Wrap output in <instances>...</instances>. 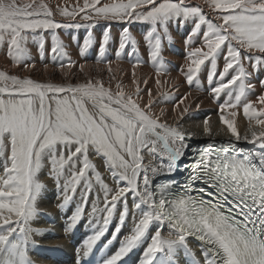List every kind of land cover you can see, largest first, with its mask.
<instances>
[{"label":"snow or ice","instance_id":"snow-or-ice-1","mask_svg":"<svg viewBox=\"0 0 264 264\" xmlns=\"http://www.w3.org/2000/svg\"><path fill=\"white\" fill-rule=\"evenodd\" d=\"M58 15L72 21L80 16L88 27L99 20L124 24L115 60L139 50L140 41L127 25H148L145 43L157 88L170 71L162 56V43L173 40L170 25L190 24L186 83L196 81L201 90L198 75L210 62L212 98L228 90L218 113L230 138L215 141L220 133H213L206 116L203 134L213 139L190 149L188 139L196 134L180 123L189 111L180 106L191 92L175 102L172 113L160 109L157 114L151 90L142 94L137 80L142 60L133 61L134 93L118 80L112 90L111 60L106 61L108 86L86 74L83 82L53 83L0 70V264H34L30 248L43 230L32 224L42 211L45 170L60 189L58 207L74 205L66 230L82 220L92 197L87 221L92 231L77 251L76 264H92L89 257L106 235L100 248L115 247L98 264H264V80L255 99L249 98L257 87L252 78L264 71V0H83L71 10L47 0H0V48L14 67H35L27 45L34 40L43 53L45 33L52 38L49 53L68 57L57 67L75 66L57 30L84 25ZM109 39L105 31L101 57ZM91 43L89 33L83 48ZM78 72L84 73V65ZM172 86L179 88L175 81ZM158 94L164 100L172 95ZM241 107L247 121L243 134L235 120ZM187 157L190 163H180ZM182 169L187 170L183 182L176 175ZM162 173L173 175L154 184ZM126 220L131 227L122 233ZM189 238L199 242V256Z\"/></svg>","mask_w":264,"mask_h":264},{"label":"bare ground","instance_id":"bare-ground-1","mask_svg":"<svg viewBox=\"0 0 264 264\" xmlns=\"http://www.w3.org/2000/svg\"><path fill=\"white\" fill-rule=\"evenodd\" d=\"M50 5H55L59 3L62 7H67L71 9L79 2L81 5L83 0H47ZM193 4H202L203 0H192ZM58 20H64L66 23H80L84 27H71V28H61L58 34L61 40L66 45L65 51L68 52V56L75 61V66L71 69L65 67L64 69H59L57 65L64 61L66 62L68 57L63 56H53L49 53V48L52 42L51 36L45 33V50L41 53L38 50L36 41L29 40L28 48L32 57V61L35 63L34 68H28L27 70L21 71V67H14L12 65V59L10 56H6L3 48H0V70H7L10 74H19L22 77H31L40 82H53V83H76L83 82L84 75L101 78L108 86L109 75L107 71L106 61L111 60V67L116 80L111 81V88L115 91V85L117 80L122 82L125 86L126 92H135L136 84L132 83V67L133 61L142 60L144 63L141 64L139 68L136 69L137 80L140 83L142 89V94L151 90L154 103L153 108L157 114H159L160 109H164L166 113L173 112V105L181 96L188 95V98L184 101L180 107L181 109L185 106L189 108V111L184 115L183 119L180 121L184 125L186 132L195 133L196 135L188 139V143L191 142H205L213 139L211 136L203 134V120L206 116L210 117L209 123L212 128L213 133L219 132V135H215L216 140H227L230 138L226 131V125H223L220 121V115L218 113V107L221 102L227 98L228 90L216 100L212 98V94L209 91V84L207 81V75L210 72V62L206 61L205 65L201 67V72L198 75V79L201 82V90L197 91L195 88L196 81L193 82L192 86L186 83V77L183 74L186 71L185 65L187 63L186 52L187 48L185 46V35L188 31L190 24H178L173 23L170 25V32L173 37L171 42L166 39L162 43V56L165 62V67L170 69L168 73L160 77L161 85L157 88L155 84V66L152 64L149 58V50L145 43L146 33L149 26L142 22H133L127 25L133 36L140 41L139 50L137 53H132L131 55L125 54L121 60H115L114 50L117 49L119 40L122 35V28L125 26L118 21H97L94 26L88 27L90 22L84 21L80 16L76 17L75 21L66 20L57 16ZM107 25V28L105 26ZM105 31L109 34V43L105 46V51L103 57L99 54V47L103 38ZM89 33H91L92 43L87 48H83L84 41L88 39ZM128 49H125V53ZM243 55V53H242ZM218 63V73L223 67V57L217 62ZM47 65V67H45ZM84 65V73L78 72V66ZM231 75V72L229 73ZM147 79L145 84L143 81ZM227 79V77H226ZM264 80V71H257L256 75L252 78V82L257 84L256 89L249 94L250 99H255V96L260 92L259 81ZM175 81L179 88L172 86V82ZM216 79H213V85H215ZM159 92H170L172 95L169 99L164 100L160 96ZM147 100V96H144L143 103ZM163 102L161 103V101ZM199 104V108L196 105ZM158 105V106H157ZM227 115V113H225ZM231 118V117H230ZM236 126L238 131L243 134L247 128V121L243 115L242 107L238 110V115L235 117ZM172 121L170 120L169 123ZM243 143V142H242ZM250 148L253 145H248ZM147 150H145L146 152ZM149 157L145 156V163H147ZM156 161H153L155 163ZM102 172V176L110 186L112 184L109 179V174L103 169H99ZM173 174L162 173L154 179V184L158 179L171 177ZM45 180L46 190L43 193V198L40 201L41 215L33 222L32 226L34 228L42 229L41 234L34 235L33 239L37 243L35 252L29 253L31 259L35 264H51L46 263L42 259L47 258L48 252L50 251H63L66 254H74L77 249L74 248V252H71V248L67 245V242L71 239L72 230H66V226L69 223V216L74 210V205H70L68 208L61 209L58 205L62 202L59 198L60 189L57 187L54 179L47 176V170H45ZM92 197L89 198V205L86 206L85 216L76 225L87 233L86 237L91 234L92 227L88 224V212L90 211ZM131 203V201H129ZM102 206V205H101ZM119 208V205H118ZM113 224L116 223L115 217L112 221ZM54 224V225H53ZM131 227L130 221L126 220L125 227L122 228V233H126ZM152 226H150L151 229ZM112 230V225L109 226V232ZM65 234H67L65 236ZM80 243L79 247L82 246L84 240ZM106 239L108 236L106 235ZM115 246V243H114ZM190 246L196 251L197 256L201 254V249L198 245L190 240ZM55 264V263H52Z\"/></svg>","mask_w":264,"mask_h":264},{"label":"rangeland","instance_id":"rangeland-1","mask_svg":"<svg viewBox=\"0 0 264 264\" xmlns=\"http://www.w3.org/2000/svg\"><path fill=\"white\" fill-rule=\"evenodd\" d=\"M69 10H71V9H69ZM61 18L68 20L67 18H64V17H61ZM53 225H54V224H53ZM67 245L71 248V252H74V248L71 247V246L69 245V241L67 242ZM36 247H37V243H36L35 246H32V247L30 248V253L35 252ZM35 253H36V252H35ZM42 260H43L44 262H46V263H51V264L54 263V262H50V261H48V260H46V259H42Z\"/></svg>","mask_w":264,"mask_h":264}]
</instances>
